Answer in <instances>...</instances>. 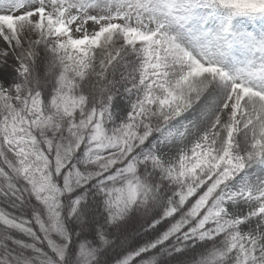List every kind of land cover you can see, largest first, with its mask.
<instances>
[{
    "label": "snow or ice",
    "instance_id": "obj_1",
    "mask_svg": "<svg viewBox=\"0 0 264 264\" xmlns=\"http://www.w3.org/2000/svg\"><path fill=\"white\" fill-rule=\"evenodd\" d=\"M0 264H264V0H0Z\"/></svg>",
    "mask_w": 264,
    "mask_h": 264
},
{
    "label": "rangeland",
    "instance_id": "obj_2",
    "mask_svg": "<svg viewBox=\"0 0 264 264\" xmlns=\"http://www.w3.org/2000/svg\"><path fill=\"white\" fill-rule=\"evenodd\" d=\"M3 47H5V44L2 40H0V49H2Z\"/></svg>",
    "mask_w": 264,
    "mask_h": 264
}]
</instances>
